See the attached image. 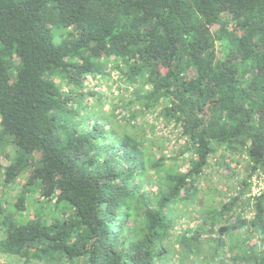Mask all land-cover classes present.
<instances>
[{
	"label": "trees",
	"instance_id": "16d2710c",
	"mask_svg": "<svg viewBox=\"0 0 264 264\" xmlns=\"http://www.w3.org/2000/svg\"><path fill=\"white\" fill-rule=\"evenodd\" d=\"M12 263L264 264V0H0Z\"/></svg>",
	"mask_w": 264,
	"mask_h": 264
},
{
	"label": "rangeland",
	"instance_id": "374dc122",
	"mask_svg": "<svg viewBox=\"0 0 264 264\" xmlns=\"http://www.w3.org/2000/svg\"><path fill=\"white\" fill-rule=\"evenodd\" d=\"M148 119H149V122H156V123H158V129L156 130V135L157 136H161V137H163V139L165 140L166 139V137L168 136V132H169V129L168 128H164L163 130H162V126H164L160 121H156V119L154 118V115L152 116H149L148 117ZM215 169H217V168H215ZM226 172V171H225ZM226 174H227V172H226ZM213 178H211V181L213 182V180H214V185H216L217 187H219V189H221V190H226V186L228 185L227 184V182H229L225 177H223V180H220V182H217L216 180H215V177L214 176H212ZM211 181H209V183L211 182ZM216 181V182H215ZM255 190L257 191V190H259V188L258 187H255ZM12 264H14V263H12Z\"/></svg>",
	"mask_w": 264,
	"mask_h": 264
}]
</instances>
